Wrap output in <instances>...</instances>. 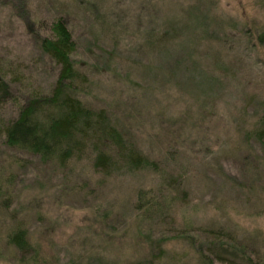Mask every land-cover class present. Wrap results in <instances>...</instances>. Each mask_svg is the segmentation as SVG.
<instances>
[{"label":"rangeland","instance_id":"rangeland-1","mask_svg":"<svg viewBox=\"0 0 264 264\" xmlns=\"http://www.w3.org/2000/svg\"><path fill=\"white\" fill-rule=\"evenodd\" d=\"M58 19L88 79L78 97L156 165L108 176L88 157L62 168L0 141V264H263L264 0H0V72L16 99L1 133L54 85L35 36ZM160 184L170 218L140 221V193ZM17 229L26 252L8 244ZM218 231L232 263L205 258Z\"/></svg>","mask_w":264,"mask_h":264},{"label":"trees","instance_id":"trees-1","mask_svg":"<svg viewBox=\"0 0 264 264\" xmlns=\"http://www.w3.org/2000/svg\"><path fill=\"white\" fill-rule=\"evenodd\" d=\"M35 38L42 55L49 58L53 66L58 67L57 79L49 91L43 94L32 93L26 102L18 105L16 116L10 117L5 122L2 133L0 132V141L10 148L39 158L42 163H56L62 168H68L85 157L92 160L93 170L108 176L117 172L123 174V171L136 172L154 168L156 164L129 143L110 114L86 106L78 97L88 79L75 67L73 55L76 52V42L64 21L58 19L52 23L47 35L36 34ZM258 38L264 44V34ZM0 82V108L9 101L11 105H16V99L7 91L8 84L4 82L1 72ZM259 125L261 129L257 133L263 137L264 117ZM155 192L156 195L153 192L140 193L134 206V211L142 222L164 221L172 214L174 202L168 196L164 198V186L158 185ZM162 198L164 201H159ZM183 235L186 232L177 233L175 237ZM187 235L191 236L190 233ZM7 239L8 244L18 251L29 250L25 230L17 229ZM231 240L230 234L225 232L210 233L211 252L205 258H213L219 263H232L224 254V245ZM154 263L151 260L139 264Z\"/></svg>","mask_w":264,"mask_h":264}]
</instances>
